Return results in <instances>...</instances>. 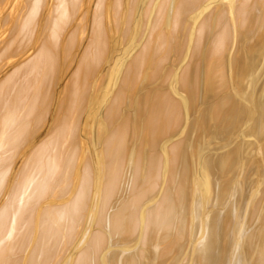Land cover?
<instances>
[{"label": "bare ground", "instance_id": "1", "mask_svg": "<svg viewBox=\"0 0 264 264\" xmlns=\"http://www.w3.org/2000/svg\"><path fill=\"white\" fill-rule=\"evenodd\" d=\"M0 264H264V0H0Z\"/></svg>", "mask_w": 264, "mask_h": 264}]
</instances>
